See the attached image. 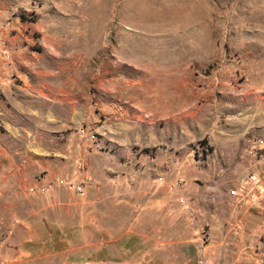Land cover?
Segmentation results:
<instances>
[{
    "label": "rangeland",
    "instance_id": "374dc122",
    "mask_svg": "<svg viewBox=\"0 0 264 264\" xmlns=\"http://www.w3.org/2000/svg\"><path fill=\"white\" fill-rule=\"evenodd\" d=\"M79 156L105 214L160 201L99 264H264V0H0V264H66L13 221Z\"/></svg>",
    "mask_w": 264,
    "mask_h": 264
},
{
    "label": "crops",
    "instance_id": "0c3cea01",
    "mask_svg": "<svg viewBox=\"0 0 264 264\" xmlns=\"http://www.w3.org/2000/svg\"><path fill=\"white\" fill-rule=\"evenodd\" d=\"M72 170L73 167L70 168L68 172ZM58 175L60 174L49 169L47 173L44 174L42 180L45 181ZM33 185L38 186V184L35 183ZM94 188H96V186H94ZM90 193L89 187L84 195H79L75 194L71 188L63 187L60 184L51 185L43 193L34 191L32 195L23 199L25 204L23 206L25 207V209H23L24 212L19 213V216L13 221V226L24 233H44L48 236L51 243L59 242V245L64 247L63 255L65 259L69 260H65L66 264L85 263L82 262V260L79 261L78 259L81 258L77 256L71 257V255H67V253L73 254L74 250L86 251L87 254L91 255L90 264H99L102 260L97 259L98 254L96 252L104 242V235H112L115 234L116 231H120L122 233L118 238L122 236L123 240H125V235L133 233L131 223L134 222V218L137 219V217L144 227L149 228L148 226L150 225H148L149 219L147 215L154 207L160 205V201H153L146 198V200L139 205L140 212L136 215L132 214L131 217L124 212L128 210L127 208L124 209L121 214L119 212L115 213V211L105 214L102 208L105 205L106 199L100 195L97 196L96 193H91L92 195H90ZM229 200V197L224 199L227 205H231ZM131 218H133V220ZM127 224V228L117 230L121 225L124 226ZM141 224L140 227L142 228ZM156 228L157 227H155V229ZM150 231H152V229ZM90 234L97 235V243L89 244L88 235ZM144 234H148V232ZM116 240L117 239H115V241ZM75 241L76 243L77 241L82 242V245H75L73 250L72 246L73 243L75 244ZM87 243L90 248L87 247ZM55 251L56 250H53L51 253ZM104 261L109 264L112 262V260Z\"/></svg>",
    "mask_w": 264,
    "mask_h": 264
},
{
    "label": "built area",
    "instance_id": "2783aa9c",
    "mask_svg": "<svg viewBox=\"0 0 264 264\" xmlns=\"http://www.w3.org/2000/svg\"><path fill=\"white\" fill-rule=\"evenodd\" d=\"M90 179L89 170L79 156L75 159L74 170L70 175H58L47 179L39 184L35 191L42 193L51 185L60 184L63 187L71 188L75 194L81 195ZM235 193L237 201H244L249 207H258L264 202V180L258 172L249 171L235 189Z\"/></svg>",
    "mask_w": 264,
    "mask_h": 264
}]
</instances>
